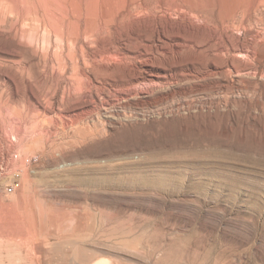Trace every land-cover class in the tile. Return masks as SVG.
I'll list each match as a JSON object with an SVG mask.
<instances>
[{
	"label": "rangeland",
	"instance_id": "rangeland-1",
	"mask_svg": "<svg viewBox=\"0 0 264 264\" xmlns=\"http://www.w3.org/2000/svg\"><path fill=\"white\" fill-rule=\"evenodd\" d=\"M188 1L228 5L255 52L178 48L136 14L115 56L119 34L73 27L109 0H0V264H264V0Z\"/></svg>",
	"mask_w": 264,
	"mask_h": 264
},
{
	"label": "bare ground",
	"instance_id": "bare-ground-1",
	"mask_svg": "<svg viewBox=\"0 0 264 264\" xmlns=\"http://www.w3.org/2000/svg\"><path fill=\"white\" fill-rule=\"evenodd\" d=\"M255 1L256 0H254L251 3L250 6H248V5L247 6L246 5H243L242 6L243 7L242 8V10H243L242 16L245 17L250 11H252L255 8ZM115 4H116L115 2L109 0V6H110V9H111L110 15L107 18L103 19L102 22L96 24L95 26H92L90 23H88L81 30V28H78L79 26L74 25L73 27L75 29H79V32L77 33V36L75 38L76 39L77 38H80L82 35L83 36H86L87 35L86 37H88V35H91V34H94V33H99L101 30H103V32L113 31V33H117V34L120 35V37L124 38L125 41L123 42L122 40H118L117 42H114V41H112V39H111V41L109 39L107 41V38H106V41L107 42H104V44H103V48H102L103 49V52L108 53V54L114 53L113 55H115V56H119L120 54H125V52H123V50H122V48H123L122 46H128L129 45L128 44L129 42L127 40V37H124V35H123V32H122V29H123L122 24L124 25L126 23L128 24L129 22L131 23L132 22V18L136 14L137 15L144 14V16H147L146 18H148V17L150 18V20L147 21V25L148 26H151V28H152L151 31L153 32V34L156 33V36L158 38H163V39L165 38L166 39L168 37V34L167 33L169 31L170 32L169 33V37L170 38L173 37L175 40H177V44L179 45L178 48H180V47H189V48H194L196 50H199V48H201V46H204L205 48L206 47L207 48H210L211 46H213L215 48L217 47V49H218V51L220 53H225V52H230L231 53V52H234L237 55L238 54L239 55L242 54V55H246V56H250L252 53L255 52V49L254 48H252L251 50H249V48H247V45H246V42H245L244 39L237 38L238 40L236 42H233L232 41L231 31L233 29V12H232V9H230L228 7V5H227V9H226L225 13L223 12L220 15H218L216 18H214V19L212 18V20H211L210 17H207V12H211L212 11V8H210V4L208 2L205 3L202 6L194 5V3H192V2H190L188 0H149L148 2H146L144 0H126V2H123L120 5L119 4L115 5ZM156 11L157 12L158 11H163L165 13V15H166V13H168L170 16H172L171 14H174L175 17H178L179 19H181L180 21H183V22L185 21L184 23L187 22L186 24L189 23V25L192 24L193 27L192 28H187V25L186 24H183V23L181 24L178 21H177L178 23H176L174 21L172 22L171 20H165L164 23H161V21H160L161 19L159 20L158 18L155 17L156 16V13H155ZM254 16H255V14H254ZM196 22H197V24L200 22V25H202V26L197 25ZM115 24L120 25V30L119 31H114L113 30V25H115ZM169 26H170V28L172 27L171 30H169L170 29ZM198 26H200V27H202L204 29L207 28L208 29V32H209V33H207L208 34V37L206 38L205 42L202 45L201 44H197L196 41H195V39H192L190 37V35L187 34V31H185L186 30L185 28H187L189 30V29H194L195 27L198 28ZM124 29H125V27H124ZM248 30H249V28H248ZM103 32H101V34ZM101 34H99V35H101ZM99 35H98V37H99ZM251 35H252V33H251ZM125 36H126V34H125ZM127 36H128V34H127ZM156 36H154V37H156ZM252 36L254 37V34ZM169 37H168V39H169ZM253 37H252V40H253ZM131 39H134L135 40V38H131ZM129 40H130V38H129ZM126 42H128V43H126ZM166 42H168V40ZM253 42H255V39H254ZM140 43H142L143 46L146 44L145 42L144 43L143 42H140ZM175 43H176V41H175ZM262 56H264V54ZM90 57H92V56H90ZM89 59H91V58H89ZM94 59H92V60H94ZM95 61H97V60H95ZM12 62L13 63H19L20 60H14ZM85 64H87V63H85ZM83 66H84V63H83ZM83 66H80V68H79L80 69V74L83 75L84 77L89 78V75L86 73V71L84 69V68H87V66L84 67V68H83ZM224 67H225V65H224ZM260 70H262V72H264V57H262V65L260 66ZM187 77H189V76H187ZM144 80H147V82H149V81L156 80V78L153 75H150L148 77H143V76L136 75L131 80L130 85L133 86V85H135V84H137L139 82L140 83L143 82ZM240 81H242V80H240ZM84 82L87 83L86 81H84ZM130 93H136V88H132L131 86H128L127 88H124V89L121 88L119 90V93H117V95L120 96L122 94H130ZM120 98L121 97H119V99ZM84 116H81V117L80 116L79 117L77 116V118H75L70 123V125L76 126V128H75L76 129L75 130L76 131V134H78L80 137L86 136V131H90V127L88 125H84L82 123V121L85 120V118H86ZM88 116H92V113L89 112L88 113ZM65 122L67 123V121H65ZM17 129H16L17 132L18 131L21 132L19 128H17ZM97 264H108V263H106V262H100V263H97Z\"/></svg>",
	"mask_w": 264,
	"mask_h": 264
},
{
	"label": "built area",
	"instance_id": "built-area-1",
	"mask_svg": "<svg viewBox=\"0 0 264 264\" xmlns=\"http://www.w3.org/2000/svg\"><path fill=\"white\" fill-rule=\"evenodd\" d=\"M33 159H35V157H33Z\"/></svg>",
	"mask_w": 264,
	"mask_h": 264
}]
</instances>
